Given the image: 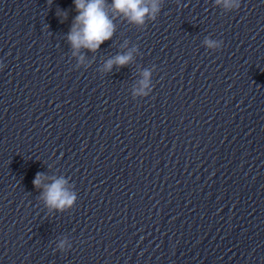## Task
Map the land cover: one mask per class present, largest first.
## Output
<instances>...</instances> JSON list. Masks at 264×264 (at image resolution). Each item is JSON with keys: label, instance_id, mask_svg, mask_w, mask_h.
Listing matches in <instances>:
<instances>
[{"label": "water", "instance_id": "obj_1", "mask_svg": "<svg viewBox=\"0 0 264 264\" xmlns=\"http://www.w3.org/2000/svg\"><path fill=\"white\" fill-rule=\"evenodd\" d=\"M77 15L74 0H0V264H95L264 176V0H161L156 21L114 17L112 39L73 56ZM37 173L65 177L75 205L46 207Z\"/></svg>", "mask_w": 264, "mask_h": 264}, {"label": "clouds", "instance_id": "obj_2", "mask_svg": "<svg viewBox=\"0 0 264 264\" xmlns=\"http://www.w3.org/2000/svg\"><path fill=\"white\" fill-rule=\"evenodd\" d=\"M78 15L72 25L67 39L73 49V56H77L82 48L92 52L99 50L100 46L114 36L116 26L114 17L123 16L129 23L138 27H144L149 21H156L161 12V0H112L109 5L108 0H74ZM215 5L224 12L239 10L241 0H215ZM111 7L112 12L108 11ZM67 13L64 12V19H67ZM205 46L211 50H219L223 41L206 38ZM133 48L127 54L117 55L105 64L104 70L111 71L113 65L125 66L133 59ZM83 63L84 57H79ZM5 66L0 62V69ZM143 79L139 81V87L134 91V95L147 97L150 95L151 88V71L144 70ZM49 177L43 173H37L33 180V185L37 189H43L41 199L49 209L64 211L72 208L76 201L77 195L70 191L67 185L69 181L61 176L52 177L50 183H44ZM71 245L67 240H60L57 243L59 251H67Z\"/></svg>", "mask_w": 264, "mask_h": 264}]
</instances>
